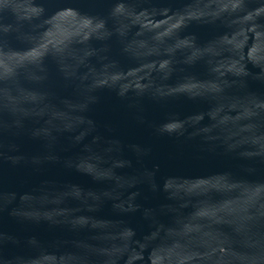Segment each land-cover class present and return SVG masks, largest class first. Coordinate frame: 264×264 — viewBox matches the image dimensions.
<instances>
[{"label":"water","instance_id":"95a60500","mask_svg":"<svg viewBox=\"0 0 264 264\" xmlns=\"http://www.w3.org/2000/svg\"><path fill=\"white\" fill-rule=\"evenodd\" d=\"M0 264H264V0H0Z\"/></svg>","mask_w":264,"mask_h":264}]
</instances>
